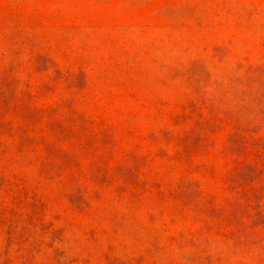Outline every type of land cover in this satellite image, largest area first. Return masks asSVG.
Listing matches in <instances>:
<instances>
[{
    "label": "rangeland",
    "instance_id": "obj_1",
    "mask_svg": "<svg viewBox=\"0 0 264 264\" xmlns=\"http://www.w3.org/2000/svg\"><path fill=\"white\" fill-rule=\"evenodd\" d=\"M0 264H264V0H0Z\"/></svg>",
    "mask_w": 264,
    "mask_h": 264
}]
</instances>
